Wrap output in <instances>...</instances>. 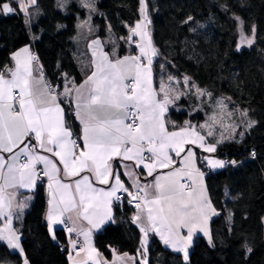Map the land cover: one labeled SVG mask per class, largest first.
Returning <instances> with one entry per match:
<instances>
[{
  "label": "snow or ice",
  "instance_id": "obj_1",
  "mask_svg": "<svg viewBox=\"0 0 264 264\" xmlns=\"http://www.w3.org/2000/svg\"><path fill=\"white\" fill-rule=\"evenodd\" d=\"M14 2L27 14L36 0H0V14L15 13ZM139 5L141 19L129 29L127 38H121L135 46L137 54L121 57L113 52L110 57L98 38L91 40L90 72L79 84L67 80L64 74L66 82L59 91L61 86L47 80L39 58L28 47L13 53V66L0 71V241L8 247L24 251L23 233L13 226V215L15 212L19 218L18 213L27 204L15 202V193L34 189L43 179L48 181L46 221L52 238L57 224L63 225L69 235L83 237L82 243L69 240L76 256L86 254L83 261L72 260V264H115L99 259L93 233L113 221L112 204L121 200L120 192L126 193L137 209L132 220L144 236L139 250L145 257L141 264H147L149 232L157 233L165 245L182 252L185 261L197 230L204 232L211 243L208 221L219 213L208 195L206 173L197 164L196 149L209 154L201 159L211 170L241 165L243 161L216 155L219 145L236 139L240 125L221 124L217 129L219 121L214 113L209 122L199 126L200 130L186 121L183 127L172 124L176 130L169 131L164 116L168 106L180 98V94L170 98V85L181 81L169 77V84L161 82L158 91L154 87L152 64L158 53L148 31V0H139ZM84 7L90 12L95 10L92 0H85ZM87 23L84 21L80 27ZM239 23L242 30L243 21ZM241 41L252 43L243 31ZM182 83L189 84V78ZM196 92L206 95L202 89ZM62 98L81 125L79 137H74L66 124ZM217 111L221 119L226 116L231 120L234 116L224 100L217 103ZM239 115L247 117V110ZM241 123L247 130L256 122ZM239 136L242 139L244 133ZM209 137L213 142H208ZM251 155L254 157L255 151ZM173 156L181 158L179 166ZM116 158L132 162L125 165L124 175L132 180L135 191L125 186L120 171L113 168ZM141 166L147 176L153 177L151 183L141 182L144 177L136 172ZM183 230H187L186 235ZM127 255L116 259L123 261ZM23 264H29L27 257Z\"/></svg>",
  "mask_w": 264,
  "mask_h": 264
},
{
  "label": "trees",
  "instance_id": "obj_2",
  "mask_svg": "<svg viewBox=\"0 0 264 264\" xmlns=\"http://www.w3.org/2000/svg\"><path fill=\"white\" fill-rule=\"evenodd\" d=\"M84 2L37 0L28 15L17 8L0 16V71L11 67L15 51L31 46L49 82L60 85V91L66 79L78 84L89 74L91 38L104 40L107 52L124 55L135 50L121 38H127L141 18L139 0H92L91 12ZM148 15L158 51L156 80L162 82L166 74L174 79L188 76L211 94L209 100H198L197 94L188 92L171 110L172 124L183 126L187 121L199 129L221 98L231 107L247 110L248 120L256 123L242 139L238 135L217 149L221 159L243 163L208 172V194L219 213L209 223L211 243L199 234L185 261L150 232L147 264H264V0H148ZM84 21L91 31L82 34ZM241 31L253 42L238 48ZM68 120L79 137L80 126L70 113ZM47 200L43 179L28 209L16 219L15 226L23 233V252L30 264H71L65 231L57 230V239L50 234ZM115 209L114 222L95 236L97 248L107 258L112 249L131 253L141 264L144 236L132 220L136 210L128 201L116 203ZM22 263L19 252L0 246V264Z\"/></svg>",
  "mask_w": 264,
  "mask_h": 264
},
{
  "label": "crops",
  "instance_id": "obj_3",
  "mask_svg": "<svg viewBox=\"0 0 264 264\" xmlns=\"http://www.w3.org/2000/svg\"><path fill=\"white\" fill-rule=\"evenodd\" d=\"M37 0H36V2H35V4L34 5H29V7H28V13H27V15L28 14H30V12L33 10V9H35V7L37 6ZM14 8H18L17 7V4L14 2L13 3V5H12ZM19 9V8H18ZM20 10V9H19ZM21 11V10H20ZM22 13H24L23 11H21ZM25 14V13H24ZM9 15V14H8ZM0 16H2V14H0ZM89 31V27H87V28H85V27H82L81 28V31H82V34L83 33H85L84 31ZM149 31V30H148ZM93 39H97V38H91L89 41L91 42V40H93ZM90 42H89V44H90ZM152 43H153V40H152ZM89 44H88V49H89V52H90V54H91V56H92V50H91V48L89 47ZM105 43H103V45H104ZM153 46H154V44H153ZM24 47H28L29 49H30V52L32 53V54H34L35 55V53H34V51H33V48L31 47V46H24ZM24 47H22V48H24ZM155 47V46H154ZM21 49V48H20ZM19 50V49H18ZM17 50V51H18ZM103 50L105 51V52H107L106 50H105V47L103 46ZM17 51H15V52H17ZM14 52V53H15ZM109 53V55H110V57L112 56V54H113V52H108ZM157 53H158V51H157ZM115 54L117 55V56H125V55H129V54H131V55H135V54H137V50H134V51H132V52H130V53H128V54H124V55H120L118 52H115ZM158 57V54L153 58V64H152V71H153V85H154V87L156 88V90L158 91L159 90V87H160V84H161V82H158L157 80H156V74H155V70H154V62H155V59ZM92 59V58H91ZM13 63H14V61H13V59H12V61H11V63H10V66L12 67L13 66ZM39 64L40 65H42L40 62H39ZM44 71V70H43ZM44 74H45V72H44ZM45 77L47 78V76H46V74H45ZM47 80H48V78H47ZM49 81V80H48ZM79 84V83H78ZM164 84H168V83H164ZM63 89H61L60 91H62ZM177 93H175L173 90L172 91H170V93H169V96H170V98H172L174 95H176ZM183 97V96H182ZM181 97V95H180V98L179 99H176V100H174V102L172 103V104H170L169 106H168V111L165 113V116H164V119H165V121H166V123L168 124V127H169V131H173V130H176V129H174V128H172V122H171V120H170V112H171V110H173L175 107H176V104H177V102L182 98ZM62 106L65 108V121H66V124L71 128V131L73 132V136H74V129H73V126H72V124L71 123H73L72 122V120L71 121H69L68 120V114L70 113V114H72V110L70 109V108H68L67 106H66V102H64L63 101V98H62ZM73 115V114H72ZM74 116V115H73ZM74 119H75V121L79 124V126H80V129H81V125H80V123H79V121L76 119V117L74 116ZM205 122L206 121H204V122H202L201 123V125H203V124H205ZM193 125V124H192ZM183 126H185V124L183 125ZM183 126H180V127H183ZM197 130H199V129H197ZM204 132H206L207 131V129H204L203 130ZM203 134V133H202ZM79 135H80V131H79ZM216 136V135H215ZM75 137V136H74ZM216 138H218V136H216ZM208 142H213V138L212 137H209L208 138ZM82 146V145H81ZM205 155H209L208 153H205L204 151H203V149H199V148H197L196 149V157H197V164H198V166H200L201 168H202V164H203V161H202V157L203 156H205ZM216 155H217V153H216ZM173 158H174V160H176L177 161V164H176V166H179V162H180V159L181 158H178V157H175V156H173ZM132 164V162H130V161H120L119 160V158H116V159H114L113 161H112V166H113V168L114 169H116V170H119L120 171V173H121V180L124 182V184H125V186H127V187H129L130 188V191H135L132 187H131V185H132V180L128 177V176H126V175H124V173H125V171H126V168H125V165H131ZM206 168H207V166L206 165H204ZM208 169V172L210 171V173L211 172H213V171H216V170H211V169H209V168H207ZM217 170H220V169H217ZM158 171H161V170H158ZM166 171V170H165ZM136 172H137V174L138 175H140V176H142V177H144V179L141 181L142 183H151L152 182V179H153V177H150V176H147V174H146V169H144L142 166L139 168V169H136ZM154 175H155V173H154ZM206 179H207V174L205 175V183H206ZM45 181H46V186H47V183H48V181H47V179H44ZM41 180H38L37 181V184H36V187L34 188V189H19L16 193H15V202H18V203H21V204H23V203H26L27 204V207H25V208H23V211L22 212H20V213H18V216H20L21 214H23L27 209H28V207L30 206V204H31V202H32V200H33V193L35 192V190H36V188H37V186H38V184H39V182H40ZM207 184V183H206ZM98 187H107V186H103V185H97ZM207 191H208V187H207ZM119 194H125L126 195V197H128V198H130L126 193H123V192H120V193H118V195ZM210 196V195H209ZM115 206H116V201L114 200L113 201V204H112V209H113V216L115 215V211H116V209H115ZM47 210H48V208H47ZM136 211L135 212H137V209H135ZM16 219H17V213H15L14 212V215H13V226L16 228V226H15V223H16ZM115 219V218H114ZM114 219H113V221H109L108 223H106L100 230H98V231H96V232H94L93 233V242H94V246H95V248L96 249H98L97 248V245H96V242H95V236L99 233V232H101V231H103L104 229H105V227L107 226V225H109L110 223H113L114 222ZM81 224L83 225V226H87V223L86 222H84V221H81ZM69 226H71V225H69ZM59 229H62V230H64L65 231V233L67 234V238H68V256H70V254H71V256H72V259L70 260V263L72 264V260H76V261H83L85 258H86V254L85 253H81V255L80 256H76L75 255V253L73 252V250L71 249V246H70V244H69V240L71 239V240H78V243H82V241H83V237H77L76 236V234L75 233H73V234H71V235H69L68 234V232H67V230H66V228L63 226V225H59V224H57V225H55L54 226V231H55V239H57V236H56V232H57V230H59ZM183 232H184V230H183ZM151 233H153V232H151ZM150 232H149V234H148V237H147V247H148V244H149V237H150V234H151ZM195 234H198V232H195ZM156 235V234H155ZM159 239H161L160 238V236H159ZM21 243H22V241H21ZM2 244H6L7 245V243L5 242V241H0V246L2 245ZM10 248V247H9ZM11 250H13V251H17V252H19L20 253V255H22V258L24 259V257H25V254H24V252L23 253H21L18 249H13V248H10ZM98 251H99V253L101 254L100 255V257H99V259H102V260H106V261H109V262H112V261H115V264H137V259L135 260V261H133V260H131V259H129V258H132V257H136L137 258V256H135V255H133V254H131V253H128L127 252V257H124L123 258V261H121V260H117L116 258L117 257H123V254L124 253H119V252H117V250L115 251V252H113V254H112V257L111 258H107L99 249H98ZM139 257H140V259H144L145 257H142V256H140V254H139ZM139 257H138V259H139ZM23 264V263H22ZM30 264V263H29Z\"/></svg>",
  "mask_w": 264,
  "mask_h": 264
},
{
  "label": "rangeland",
  "instance_id": "obj_4",
  "mask_svg": "<svg viewBox=\"0 0 264 264\" xmlns=\"http://www.w3.org/2000/svg\"><path fill=\"white\" fill-rule=\"evenodd\" d=\"M141 19V18H140ZM149 32H150V35H151V31H152V29L150 28V26H149ZM152 36V35H151ZM98 39L102 42V44H103V42H104V40H102L101 38H99L98 37ZM250 39H252V38H250ZM109 40V39H108ZM252 42H253V39H252ZM105 43V42H104ZM247 45V43H242V41H240V46L241 45ZM249 45V44H248ZM104 46V45H103ZM135 50H137L136 49V47H135ZM165 75V74H164ZM165 77H167V78H169V77H172V76H169L168 74H166L165 76H164V78ZM188 77V76H187ZM167 78H165V80H162V82L163 83H168L169 84V80L167 79ZM173 78V77H172ZM185 78V77H184ZM184 78H180V79H178V78H176V79H174L175 81H181V83H173V84H171L170 85V87H171V89L175 92V93H177V94H180L181 95V97L183 96H187V93L188 92H194L195 94H197V92H196V89L198 88V89H201V88H199V86L197 87V85L195 86L194 85V83H192L191 82V80H190V78H189V84H187V85H185L184 83H182V81L184 80ZM167 79V80H166ZM202 90H204V89H202ZM205 91V90H204ZM205 93H206V95H204V96H199L198 95V100H209L210 99V96L209 95H207V92L205 91ZM220 100H224L225 101V103L228 105V110L229 111H233L234 112V116L232 117V119L231 120H229L226 116H224L223 117V119H221V116H222V114L221 113H219L218 111H217V103L220 101ZM219 101H217L215 104V107H214V109L210 112V114L208 115V118H207V120H206V122L205 123H207V122H209V118L211 117V116H213V114L215 113L216 114V116H217V120L219 121L217 124H216V128L217 129H219L220 128V125L221 124H228V123H236V124H239L240 126L237 128V130H236V136H238L239 135V133L240 132H243V133H245V131H246V129H245V127H244V124L243 123H241V120H248V117H241L240 115H239V112H240V110L239 109H236L234 106H230V104L225 100V99H223V98H221ZM215 135L216 136H218L219 137V131H217L216 133H215ZM237 138V137H236ZM232 141H234V140H232ZM201 170L202 171H204L207 175L210 173H208V169L204 166V164H202V168H201ZM209 195V194H208ZM210 197V196H209ZM213 205V204H212ZM214 207V206H213ZM215 216V215H214ZM214 216H211L210 217V219H209V221H208V225H207V227H208V229L210 230V225H209V223L211 222V220H212V218L214 217ZM196 232H198V234H194V236H193V241H192V244H191V246L189 247V256H190V251H191V249L193 248V246H194V242H195V237H197L199 234L200 235H202V236H204V237H207L208 238V236L207 235H205V233L204 232H202V231H199V230H197ZM154 234H156L157 236H158V238H159V235L157 234V233H155V232H153ZM183 234L184 235H186L187 234V230H184V232H183ZM170 247V246H169ZM171 248V247H170ZM171 249H173V248H171ZM176 251V250H175ZM176 252H178V251H176ZM179 254H181V255H183V253L182 252H178ZM189 260V259H188ZM187 260V261H188Z\"/></svg>",
  "mask_w": 264,
  "mask_h": 264
},
{
  "label": "built area",
  "instance_id": "obj_5",
  "mask_svg": "<svg viewBox=\"0 0 264 264\" xmlns=\"http://www.w3.org/2000/svg\"><path fill=\"white\" fill-rule=\"evenodd\" d=\"M7 68H10V67H7ZM120 196H121V200L120 201H116V203H122V202H125V201H128V204L130 205V206H132L133 208H135L136 209V207H135V204L134 203H129V200L130 199H127V197H126V195L125 194H119Z\"/></svg>",
  "mask_w": 264,
  "mask_h": 264
},
{
  "label": "water",
  "instance_id": "obj_6",
  "mask_svg": "<svg viewBox=\"0 0 264 264\" xmlns=\"http://www.w3.org/2000/svg\"><path fill=\"white\" fill-rule=\"evenodd\" d=\"M132 207V206H131ZM133 208V207H132ZM135 209V208H134Z\"/></svg>",
  "mask_w": 264,
  "mask_h": 264
}]
</instances>
